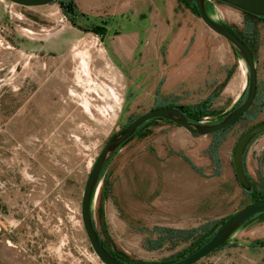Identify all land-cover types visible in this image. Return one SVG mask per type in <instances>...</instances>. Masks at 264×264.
<instances>
[{
    "label": "rangeland",
    "instance_id": "obj_1",
    "mask_svg": "<svg viewBox=\"0 0 264 264\" xmlns=\"http://www.w3.org/2000/svg\"><path fill=\"white\" fill-rule=\"evenodd\" d=\"M75 21L73 27L57 3L24 8L0 0V264H102L81 221L85 182L116 129L153 109L152 88L158 77L149 79L145 92L134 91L132 79L140 83L144 78L128 76L119 59L148 52L153 63L164 55L163 48L131 42V33L142 30H121L110 23L114 28L106 30L101 40L85 32L94 21ZM76 50L83 54L89 78L76 75ZM214 101L210 110L220 114ZM259 122L236 125L234 134L238 138ZM172 128L175 124L156 121L150 135L134 136L121 147L92 198L100 239L111 251L135 262L168 259L188 244L173 242L148 250L144 241L154 235L146 230L194 228V218L186 217L181 205L173 210L156 203L154 188L166 174L189 169L166 140ZM263 158L264 147L251 157L256 167L249 178L255 182L258 170L261 174L264 170ZM197 166L203 164L195 158ZM105 181L111 185L109 191ZM230 195V204L220 206L224 212L219 219L248 203L243 193L234 198L231 190ZM173 214L175 220L167 219ZM263 239L264 221L257 219L239 229L225 248L195 264H264V248H248Z\"/></svg>",
    "mask_w": 264,
    "mask_h": 264
},
{
    "label": "crops",
    "instance_id": "obj_2",
    "mask_svg": "<svg viewBox=\"0 0 264 264\" xmlns=\"http://www.w3.org/2000/svg\"><path fill=\"white\" fill-rule=\"evenodd\" d=\"M74 3L78 11L86 17V21L95 22L94 26L103 24L107 31L115 25L121 30H142L131 33V42L135 45L144 43L163 48L164 55L158 56L159 59L153 60V63L148 52L143 56L141 53L135 56L133 52L119 59L122 62L121 70L125 69L128 76L144 78L140 83L132 79L130 85L134 87V91L142 89L145 92L149 79L158 77L152 88V104L156 97L160 103L197 104L216 91L214 100L222 110V115L232 110L243 98L247 87V69L244 62L234 55L230 44L224 38L210 31L199 17L178 0H74ZM206 3L207 13L213 21L239 31L247 23L257 32L254 55L257 90H264V21L247 18L239 10L220 2L207 0ZM110 23L114 26L109 25ZM116 34L120 36L119 33ZM228 71H231L229 78ZM219 86L221 88L218 89ZM156 87L159 88L157 96ZM257 119L264 121V105ZM167 135L166 140L180 155L186 157L193 166L196 158L203 167H196L201 171L200 174L181 157L189 169L181 167L176 173L174 171L166 174L158 188H154L158 190L155 194L156 203L170 205L173 210L181 205V212L189 219L194 218V228L207 221L219 219L224 212L220 206L230 204L231 190L234 198L242 193L234 179L231 164L233 148L238 139L234 128L226 134L218 147L220 165L217 174H214L215 167L210 159L204 155L211 136L193 137L177 125ZM253 144L245 155L246 171L250 177L254 173L253 167H256V162L253 163L251 157L264 147V135L258 137ZM182 172L183 175L179 174ZM174 173L175 176L172 177L171 174ZM262 175L264 178V170ZM227 211L228 214L229 209ZM172 216L167 219L177 218L176 214ZM227 216L229 215L224 217Z\"/></svg>",
    "mask_w": 264,
    "mask_h": 264
},
{
    "label": "water",
    "instance_id": "obj_3",
    "mask_svg": "<svg viewBox=\"0 0 264 264\" xmlns=\"http://www.w3.org/2000/svg\"><path fill=\"white\" fill-rule=\"evenodd\" d=\"M10 3L24 7L37 8L50 5L57 0H7ZM195 3L198 17L202 23L214 34L224 38L235 53L244 62L247 69V92L244 101L225 115L219 122L192 124L178 110L171 107L153 108L136 117L125 127L116 129V133L105 143L97 156L87 176L81 198L80 216L84 232L89 245L102 264H125L114 258L104 247L95 229L91 213V202L96 192L99 176L103 166L109 161L116 149L131 138L137 129L151 119L169 121L195 137L210 136L235 124L240 117L249 111L252 106L256 89L257 75L254 57L248 47L223 23L213 21L206 10L207 0H192ZM226 4L240 12L254 17L264 18V0H215ZM264 133V121L245 130L237 139L232 152V168L238 185L248 188V180L243 172V155L249 142L257 135ZM264 213V199L248 204L226 218L216 229L214 235L199 249L173 264H195L212 252L223 246L249 219Z\"/></svg>",
    "mask_w": 264,
    "mask_h": 264
},
{
    "label": "trees",
    "instance_id": "obj_4",
    "mask_svg": "<svg viewBox=\"0 0 264 264\" xmlns=\"http://www.w3.org/2000/svg\"><path fill=\"white\" fill-rule=\"evenodd\" d=\"M178 1L181 2L187 9H189L192 14H194L195 16L198 17V12H197L195 3L192 0H178ZM213 1H215V0H213ZM53 3H57L59 5V8H60L62 14L67 18V20L70 22V24L73 27L77 26L76 21H75L76 19H81L84 21L87 20L86 17L78 11L73 0H57ZM206 10H207V3H206ZM243 14L247 18H251L253 20H258V21H264V18H262V17H254V16L247 14V13H243ZM102 25L90 26L87 30H85V32H90L96 36H99L100 39L102 40L103 37L106 35V29ZM228 28L248 47V49L250 50V52L252 53V55L254 57L255 51H256V41L258 39V34L253 29V27H250L247 25V23H244V27L241 31H239L235 28H232V27H228ZM232 51H233L235 56L239 57L235 53L233 48H232ZM230 75H231V71H228V78L230 77ZM219 88H221V86H219L218 89ZM246 92H247V87L245 89L243 98L235 105V107L239 106L244 101V99L246 97ZM157 95H158V91H156V96ZM216 95H217V92L214 91L204 101L197 103V104H192V105H174V104H168V103H160L158 98L156 97V99L154 101V105L152 108H160V107L174 108V109L180 111L185 116V118L192 124H200L202 122L203 118H210V117H214V116L218 115L216 120H212L209 122L210 124H213V123L219 122L228 113V112H226V113L221 115L217 112L210 110L212 101L215 99ZM263 105H264V90L259 92L256 89V94H255L252 106L249 109V111L246 112L245 114H243L240 117V119L235 124H233L231 127H228L224 130H221L217 133L210 135L211 136V142H210L209 146L207 147V149L204 151V155L210 159L212 165L215 167L214 174L218 173L217 169L219 168V165H220V161H219V158L217 155V150H218V147L220 146V144L224 141L226 134L229 132V130L231 128H233L236 125H246L248 123L255 121L257 119V117L259 116V114L262 112ZM156 121H161V122H164L167 124L174 125L173 123L166 121V120H162V119L148 120L147 122L143 123L137 129L136 133L131 138L126 140L123 144H121L116 149V151L114 152L112 157L109 159V161L114 157V155H116V153L119 151V149L121 147H123L128 141H130L134 136H138L139 138H143V137H147L148 135H150L151 131L149 130V128L152 127ZM262 135H264V133L255 136L249 142V144L247 145V147L244 151V155H243V172H244V174L248 180V188H246V189L241 188V190H242L243 195L248 200L247 205L251 204V203H255L261 199H264V178H263L261 172L258 170L257 181L255 182L249 178L247 171H246V167H245V154L247 152L248 147L258 137H260ZM176 155L182 157L183 160L185 162H187L192 167V169L194 171L201 174V171L198 170L196 167H194L192 165V163L186 157H184L180 154H176ZM109 161L103 166L102 171H101L100 176H99V179L104 174ZM260 165H261V158L258 161V168ZM105 183H106V190L109 191L111 189V185H107V181H105ZM229 216L224 217V218H220V219L207 221V222L203 223L202 225L198 226L197 228L179 230V229H172V228L156 226V227H153L149 230H146V232L149 235H154V238H147L144 241V248L148 249V250L159 249L163 245L170 244L173 242L184 241V242L188 243L187 246L185 248H183L180 252L174 254L173 256H171L168 259H165V260H162V261H159L156 263H140V262H135V261L129 260L126 257H124L122 254H119L118 252H113L110 249H108V247L106 246V244L102 240H101V242L104 245V247L108 250V252L114 258H116L117 260H119L120 262L125 263V264H173V263L185 258L186 256L190 255L191 253H193L194 251L199 249L202 245H204L214 235L216 229L221 225V223L226 218H228ZM257 219L264 221V213L256 215L253 218L249 219L247 222H245L242 225L241 228L249 225L251 222H253ZM226 245H227V242L223 246H221L220 248L215 250L214 252L222 250L223 248L226 247ZM248 248L252 249V250L264 248V239L263 240H256V241L252 242L248 246Z\"/></svg>",
    "mask_w": 264,
    "mask_h": 264
},
{
    "label": "bare ground",
    "instance_id": "obj_5",
    "mask_svg": "<svg viewBox=\"0 0 264 264\" xmlns=\"http://www.w3.org/2000/svg\"><path fill=\"white\" fill-rule=\"evenodd\" d=\"M81 55H83L82 52H81V50H76L75 53L73 54V58L74 59H77V68L75 70L76 71V75L77 76L78 75L79 76L82 75L84 78H89V70H88L87 63H85L82 60L83 57ZM66 57H68V56H66ZM62 64H63L62 66H65L66 65V62H63Z\"/></svg>",
    "mask_w": 264,
    "mask_h": 264
},
{
    "label": "built area",
    "instance_id": "obj_6",
    "mask_svg": "<svg viewBox=\"0 0 264 264\" xmlns=\"http://www.w3.org/2000/svg\"><path fill=\"white\" fill-rule=\"evenodd\" d=\"M208 1H213V0H208ZM207 119H208V118H203V120H202L201 123H202V124H203V123H207V122H208Z\"/></svg>",
    "mask_w": 264,
    "mask_h": 264
}]
</instances>
